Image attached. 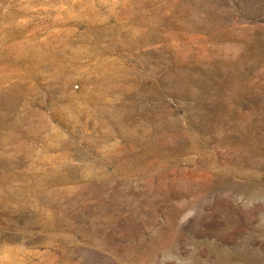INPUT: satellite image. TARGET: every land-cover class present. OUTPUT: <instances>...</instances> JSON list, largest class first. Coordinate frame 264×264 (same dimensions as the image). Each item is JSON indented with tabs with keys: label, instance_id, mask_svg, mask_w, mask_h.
<instances>
[{
	"label": "rangeland",
	"instance_id": "obj_1",
	"mask_svg": "<svg viewBox=\"0 0 264 264\" xmlns=\"http://www.w3.org/2000/svg\"><path fill=\"white\" fill-rule=\"evenodd\" d=\"M0 264H264V0H0Z\"/></svg>",
	"mask_w": 264,
	"mask_h": 264
}]
</instances>
